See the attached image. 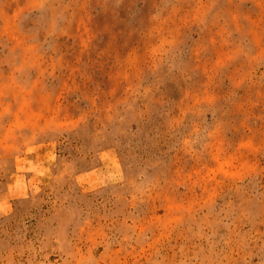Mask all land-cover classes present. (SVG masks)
<instances>
[{
  "label": "rangeland",
  "instance_id": "1",
  "mask_svg": "<svg viewBox=\"0 0 264 264\" xmlns=\"http://www.w3.org/2000/svg\"><path fill=\"white\" fill-rule=\"evenodd\" d=\"M0 264H264V0H0Z\"/></svg>",
  "mask_w": 264,
  "mask_h": 264
}]
</instances>
